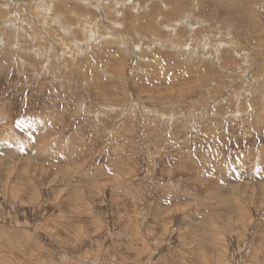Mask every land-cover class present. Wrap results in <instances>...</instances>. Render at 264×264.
<instances>
[{"label":"rangeland","instance_id":"rangeland-1","mask_svg":"<svg viewBox=\"0 0 264 264\" xmlns=\"http://www.w3.org/2000/svg\"><path fill=\"white\" fill-rule=\"evenodd\" d=\"M0 264H264V0H0Z\"/></svg>","mask_w":264,"mask_h":264},{"label":"bare ground","instance_id":"bare-ground-1","mask_svg":"<svg viewBox=\"0 0 264 264\" xmlns=\"http://www.w3.org/2000/svg\"><path fill=\"white\" fill-rule=\"evenodd\" d=\"M202 1V0H201ZM204 2H205V0H204ZM207 2H209V1H207ZM226 2V1H225ZM200 3V2H199ZM202 3V2H201ZM202 6V5H201ZM180 8V7H179ZM190 8V7H189ZM238 7H235V9H237ZM187 9V8H186ZM239 9V8H238ZM176 10H178V9H176ZM188 11H189V9H188ZM227 15V14H226ZM232 16V15H231ZM235 22H237V21H235ZM10 146V145H9ZM228 187V186H227ZM228 190H229V188H228ZM22 195V194H21ZM231 231V230H230Z\"/></svg>","mask_w":264,"mask_h":264}]
</instances>
